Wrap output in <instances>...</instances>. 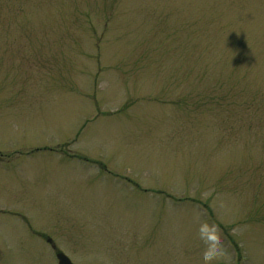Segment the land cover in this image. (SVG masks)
Here are the masks:
<instances>
[{
	"label": "rangeland",
	"instance_id": "374dc122",
	"mask_svg": "<svg viewBox=\"0 0 264 264\" xmlns=\"http://www.w3.org/2000/svg\"><path fill=\"white\" fill-rule=\"evenodd\" d=\"M205 221L264 264V0H0V264H200Z\"/></svg>",
	"mask_w": 264,
	"mask_h": 264
},
{
	"label": "clouds",
	"instance_id": "9594fccd",
	"mask_svg": "<svg viewBox=\"0 0 264 264\" xmlns=\"http://www.w3.org/2000/svg\"><path fill=\"white\" fill-rule=\"evenodd\" d=\"M198 239L204 246L200 257V264H214L225 256V249L221 242V235L216 225L202 222L198 228Z\"/></svg>",
	"mask_w": 264,
	"mask_h": 264
},
{
	"label": "flooded vegetation",
	"instance_id": "af4514ba",
	"mask_svg": "<svg viewBox=\"0 0 264 264\" xmlns=\"http://www.w3.org/2000/svg\"><path fill=\"white\" fill-rule=\"evenodd\" d=\"M32 233L34 234V236H37L38 235V233L36 231H34V230H32ZM42 238L44 239V241L48 245V247H50L52 250H54L55 256L57 258L58 253L61 252V250L58 249L57 243L54 242V240H52L50 237H47V236L44 237V236H42Z\"/></svg>",
	"mask_w": 264,
	"mask_h": 264
},
{
	"label": "water",
	"instance_id": "95a60500",
	"mask_svg": "<svg viewBox=\"0 0 264 264\" xmlns=\"http://www.w3.org/2000/svg\"><path fill=\"white\" fill-rule=\"evenodd\" d=\"M59 264H74L71 259L64 254L63 252H59L57 255Z\"/></svg>",
	"mask_w": 264,
	"mask_h": 264
}]
</instances>
